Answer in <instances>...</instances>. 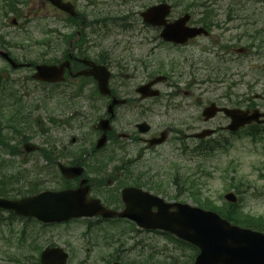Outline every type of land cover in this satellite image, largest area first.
<instances>
[{"label": "flooded vegetation", "instance_id": "obj_1", "mask_svg": "<svg viewBox=\"0 0 264 264\" xmlns=\"http://www.w3.org/2000/svg\"><path fill=\"white\" fill-rule=\"evenodd\" d=\"M216 1L218 4L212 6L224 10L223 1ZM32 4L31 17L36 25L30 32L35 36L36 45H45L49 64L69 63L65 80L58 84H70L69 87L74 89L70 92L73 99H95L96 105L103 109L99 116H95L98 121L106 117L104 111H107L106 107L114 97L125 100L115 106L112 119L115 129L108 137L111 142L113 135H118L116 121H119L121 113L127 111L126 127L122 129L128 132L121 135L129 140L126 149L119 143H114L109 149L107 146L96 149L102 131L93 127L89 132L79 135L84 145L78 147V153L72 157V138L75 137L77 141V136L70 137L65 133L67 143L69 138V159L63 161L70 166L81 164L84 167V172H88L87 184L93 196L114 210L123 209L125 203L122 191L125 187L149 190L147 187L150 181L159 180L158 176L151 177L145 173L141 165L149 157L160 156L161 149L158 148L168 142L174 144L177 150L184 148L186 159L197 157L199 140L194 134L200 129V124L203 128L210 122L199 118L198 100L189 101L186 98L189 93L180 91H166L158 97L144 96L138 92V88L158 76L166 75L163 67L165 61L160 56V51L165 47H193L201 37H210L216 29L245 34L244 19L236 11L227 16L225 21H212V14L205 10V3L200 4L197 0H32ZM162 4L170 5L165 19L159 24L147 21L145 13ZM161 14V11L156 12L151 17L158 18ZM187 15V19L183 20L185 26H203L209 33L189 39L184 45L166 41L162 35L166 25ZM42 21H45V26ZM157 51L159 57L154 60L152 53ZM96 66H106L109 70L111 94L103 95L100 92ZM164 83L172 85L173 80L166 75ZM65 93L52 90L47 95L54 101L57 95L62 97ZM179 95L184 96L181 98L184 102L172 101ZM161 99L169 100L165 108H159ZM248 105L250 109L262 107L251 101ZM81 108L69 111L67 116L56 117L53 107L49 118L52 132L55 120L62 122L64 131L71 123L75 130H80L86 120ZM222 116L223 123L217 124L218 131L225 130L231 122L230 117ZM163 130L169 134L168 141L158 146L151 145L150 139L158 137ZM66 148L67 145L63 147L64 154ZM107 154L108 159H104ZM183 174L186 179L194 175L188 171ZM70 184L78 187L81 184L80 177L73 178ZM63 224L66 225L65 238L74 239L65 240L61 244L69 253L68 264H117L120 261L123 264H151L147 231L135 228L133 223L97 218ZM72 225H79L76 237L71 230ZM119 225L130 227L125 234L121 231L128 241L119 239ZM48 231V227L39 229V232ZM50 242L47 235L46 240H43L44 247L54 245ZM36 255L39 258L41 256L39 252Z\"/></svg>", "mask_w": 264, "mask_h": 264}, {"label": "rangeland", "instance_id": "obj_2", "mask_svg": "<svg viewBox=\"0 0 264 264\" xmlns=\"http://www.w3.org/2000/svg\"><path fill=\"white\" fill-rule=\"evenodd\" d=\"M233 1L240 2L242 0H224V10L221 11L222 15L227 11V9L232 6ZM258 0H250L248 1L249 4H245L246 8H250V11L255 8H259L262 6V2H256ZM259 10V9H258ZM224 17V16H222ZM259 21L262 22V25H264V19L259 18ZM12 21H7L5 26H1L0 24V32H6L7 36L13 37L14 39H18V43L23 42L25 47H21V49L18 51L21 58L23 57H29V58H36L39 55H37V52H41L42 48L40 45H36L32 47V43L29 41L30 34L26 35L23 32L20 31L16 26L11 25ZM23 22L18 26L22 27ZM32 22L29 24H26L27 28H32ZM214 38H218L221 42V44H224L226 42V45H230V43H236L235 39L229 41V36H223L220 34H216ZM213 38V39H214ZM17 41V40H16ZM250 43V41L247 39H244L242 42L236 43V46L243 47ZM210 48L213 49V52H210V50H205L200 46L191 48L187 55H181V58L185 59L186 56L192 57V59L195 62L193 71L196 74V77L198 79L199 84H196L192 87H189V76L187 74L181 75L179 72L177 73V76H175L174 81L177 82L180 90H191L193 91L192 96L199 98V108L200 106H206L208 103H211L212 101L219 100L220 102L226 103V100H222L219 98V96H222V93L225 89L224 85L217 84V78L220 77L221 79L225 75H234L236 77L242 76L245 80L248 82H253L260 80V82H257L254 87L257 90L258 93L263 92L262 89H264V54L262 55H256L253 52H256L258 49L253 48L251 52L244 57L239 56L237 57V61L230 60L229 62H224L223 60L219 59V54L222 55V50L220 46L216 43H211L208 45ZM235 46V45H233ZM16 49V48H15ZM15 51V50H14ZM263 52V49L261 50V53ZM176 59L177 62L180 63V54L176 53ZM174 58V56H173ZM1 68V67H0ZM178 70H181L183 72H188L190 69V64L183 63L179 64L177 67ZM21 73H25L26 71H18ZM251 85V84H250ZM26 87L30 89L31 95L28 96V99L26 102L31 104L33 106V118L40 115L43 118V125L40 127H37V132L31 133L34 137V140L40 144L46 143L47 140V134L44 132L43 127L46 126V119L48 115V111L51 107H58V101L56 103H52L50 99H48L47 95H41L42 92L47 91V88L44 86H38L37 88H34V85L31 87V83L26 84ZM162 87V86H161ZM173 87H167L162 88V90L170 91L172 90V93L175 90H178V88ZM32 88V89H31ZM246 88L248 89V85H246ZM164 92V91H163ZM233 96L237 97L241 94V92H244L243 86L239 85L232 90ZM219 94V96L217 95ZM178 97V96H177ZM176 97V98H177ZM64 100L61 102L65 105V110L63 112L66 113L68 110H70L67 105L71 107H79L78 105H82L85 109H87V100H77L73 99L70 96V92L67 90L65 95L62 96ZM175 98V99H176ZM179 100V99H178ZM188 100L192 101L191 97L188 96ZM165 99H161L160 103L165 104ZM180 101V100H179ZM92 105H95V101L90 102ZM180 103V102H179ZM67 104V105H66ZM126 112H123L120 114L119 121L117 122L118 127H126ZM58 114L57 112H55ZM37 114V115H36ZM35 116V117H34ZM8 117L7 114L2 118V120L6 119ZM33 128L35 126L33 125ZM31 132V131H30ZM28 132V133H30ZM264 141L260 142V146L258 147H252L251 142L249 141V138H242L237 140L236 138L231 139V145L227 150H220L217 151L216 154L213 157H210V162L207 163V166L209 167L210 171L212 172V176L204 177L202 178V184L205 189V192L211 196L212 199L217 200L221 203V198L223 194L226 192L228 188L232 186L234 183V180L231 178V176H235L236 179L243 178L244 181L250 180L253 182V185H257L258 189H261L262 185L264 184V180L260 178V173L262 172L263 168H260L259 166L254 167V164L258 163L259 160H264ZM257 148L258 150H256ZM36 158L37 156L34 155ZM200 159V158H198ZM198 159H195V161L192 162V164L198 165ZM151 167L153 168V171L158 170V161H155L154 163H149ZM232 165L236 167L237 172L234 174H230L229 170L226 171V167L228 165ZM234 164V165H233ZM52 176L46 175L45 179L50 180L51 183ZM236 181V180H235ZM245 186V184H244ZM165 190L170 191L174 194V190L172 187L168 184L165 185ZM247 193V194H246ZM243 194V204L248 207L249 209L257 212V213H264V198L261 197H253L250 193L246 192ZM187 198L189 199L190 196L187 194ZM186 199V197H185ZM60 235H63V229L55 230ZM67 240L74 241L73 238H68ZM1 247H4L3 242L0 241V250ZM6 255H4L3 251H0V263L5 261Z\"/></svg>", "mask_w": 264, "mask_h": 264}, {"label": "water", "instance_id": "obj_3", "mask_svg": "<svg viewBox=\"0 0 264 264\" xmlns=\"http://www.w3.org/2000/svg\"><path fill=\"white\" fill-rule=\"evenodd\" d=\"M51 69L41 67L39 73L43 78ZM45 194L21 201H0V206L14 208L25 215H35L40 219L55 218L54 214H69L63 205H50V211L40 201ZM169 205L161 211L151 214L154 227H159L190 240L201 247L202 252L196 264H229L227 253H235L234 261L243 260L244 264H258L264 257L260 245H264V234L240 229L219 217L218 214L201 208L179 205L176 211L170 212ZM75 215L80 211L73 210ZM95 214L93 212H85ZM125 214V213H121ZM236 244L240 248L230 250L228 244ZM242 262V261H241Z\"/></svg>", "mask_w": 264, "mask_h": 264}, {"label": "trees", "instance_id": "obj_4", "mask_svg": "<svg viewBox=\"0 0 264 264\" xmlns=\"http://www.w3.org/2000/svg\"><path fill=\"white\" fill-rule=\"evenodd\" d=\"M208 205V204H207Z\"/></svg>", "mask_w": 264, "mask_h": 264}]
</instances>
